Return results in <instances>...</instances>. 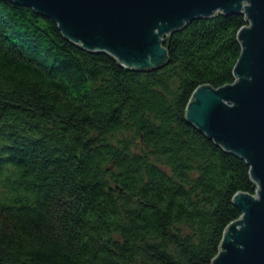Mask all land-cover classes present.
<instances>
[{
  "label": "trees",
  "instance_id": "trees-1",
  "mask_svg": "<svg viewBox=\"0 0 264 264\" xmlns=\"http://www.w3.org/2000/svg\"><path fill=\"white\" fill-rule=\"evenodd\" d=\"M247 25L196 19L132 70L0 0V264H213L257 185L186 108L235 82Z\"/></svg>",
  "mask_w": 264,
  "mask_h": 264
},
{
  "label": "water",
  "instance_id": "water-1",
  "mask_svg": "<svg viewBox=\"0 0 264 264\" xmlns=\"http://www.w3.org/2000/svg\"><path fill=\"white\" fill-rule=\"evenodd\" d=\"M53 19L83 49L110 54L132 70L168 61L165 39L196 19L242 13L233 84L199 86L189 122L247 161L256 194L239 192L242 216L226 228L213 264H264V0H11Z\"/></svg>",
  "mask_w": 264,
  "mask_h": 264
}]
</instances>
